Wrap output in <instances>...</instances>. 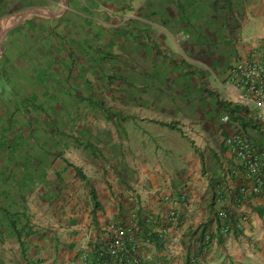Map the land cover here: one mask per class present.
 I'll use <instances>...</instances> for the list:
<instances>
[{
    "label": "crops",
    "instance_id": "crops-1",
    "mask_svg": "<svg viewBox=\"0 0 264 264\" xmlns=\"http://www.w3.org/2000/svg\"><path fill=\"white\" fill-rule=\"evenodd\" d=\"M221 1L205 2L215 17L204 32L150 23L175 65L148 50L149 87L128 112L141 134H53L36 181L7 173L0 264H87L129 225L143 264H264V189L241 191L250 181L226 144L242 133L264 150V113L228 80L242 56L264 60V0H229L232 15L217 20Z\"/></svg>",
    "mask_w": 264,
    "mask_h": 264
},
{
    "label": "rangeland",
    "instance_id": "rangeland-1",
    "mask_svg": "<svg viewBox=\"0 0 264 264\" xmlns=\"http://www.w3.org/2000/svg\"><path fill=\"white\" fill-rule=\"evenodd\" d=\"M207 1L0 0V27L7 25L0 37V224L8 215L7 173L19 170L21 186L36 181L30 169L48 164L49 136L141 134L128 112L133 95L149 87L148 50L175 65L153 46L150 23L210 30L203 26L215 17ZM230 2L213 5L217 20L232 15Z\"/></svg>",
    "mask_w": 264,
    "mask_h": 264
},
{
    "label": "built area",
    "instance_id": "built-area-1",
    "mask_svg": "<svg viewBox=\"0 0 264 264\" xmlns=\"http://www.w3.org/2000/svg\"><path fill=\"white\" fill-rule=\"evenodd\" d=\"M228 80L239 90L242 103L251 104L264 113V60L242 56L231 67ZM222 119L227 122L229 117L224 116ZM226 144L245 169V175L250 181L241 187V191L260 193L264 189V150L258 149L242 133L229 136ZM219 215L223 220L221 231L225 234L229 231L227 214L222 211ZM132 235L133 229L130 225L117 228L108 244L87 264H112L114 261L117 264H143L129 247Z\"/></svg>",
    "mask_w": 264,
    "mask_h": 264
},
{
    "label": "bare ground",
    "instance_id": "bare-ground-1",
    "mask_svg": "<svg viewBox=\"0 0 264 264\" xmlns=\"http://www.w3.org/2000/svg\"><path fill=\"white\" fill-rule=\"evenodd\" d=\"M9 20V19H8ZM11 21V20H10ZM8 22V21H7ZM12 22V21H11ZM7 24V23H6ZM7 25L3 24L1 27H0V37L2 36V33H4L5 29H6Z\"/></svg>",
    "mask_w": 264,
    "mask_h": 264
}]
</instances>
